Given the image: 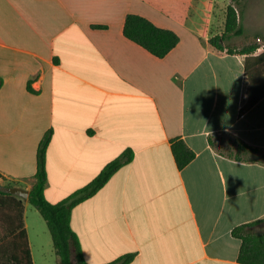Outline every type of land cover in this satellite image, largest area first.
Instances as JSON below:
<instances>
[{"label": "crops", "instance_id": "obj_1", "mask_svg": "<svg viewBox=\"0 0 264 264\" xmlns=\"http://www.w3.org/2000/svg\"><path fill=\"white\" fill-rule=\"evenodd\" d=\"M230 4L191 0L180 24L141 0H0V187L31 191L49 130L45 197L54 204L133 152L73 209L87 264L130 254L129 264H241L232 230L264 218V163L238 152L246 144L264 153V96L242 110L261 93L264 63L262 52L209 43L224 34ZM129 14L176 32L179 44L155 57L124 36ZM177 138L195 153L183 169L172 152ZM13 196L23 200L37 264L30 202ZM1 207L4 236L15 210Z\"/></svg>", "mask_w": 264, "mask_h": 264}, {"label": "trees", "instance_id": "obj_2", "mask_svg": "<svg viewBox=\"0 0 264 264\" xmlns=\"http://www.w3.org/2000/svg\"><path fill=\"white\" fill-rule=\"evenodd\" d=\"M156 10L162 12L174 21L183 24L186 20L189 3L176 8L169 0H141ZM226 9L225 32L222 36H215L209 43L220 51L225 50L222 44L228 36L239 35L242 25L235 5L239 0H232ZM185 3V2H184ZM124 36L147 50L157 58H165L180 42L179 35L169 29L156 26L150 20L136 15H127L123 29ZM258 47L248 46L240 52L229 48V54L250 55L255 53ZM264 63V52L258 56ZM3 81L0 78V88ZM257 86V85H255ZM252 87V85H251ZM28 90L36 93L30 86ZM260 95L253 100H248L242 110L252 107L264 96V89H260ZM52 130H49L40 142L37 153V172L35 184L29 192L28 200L42 215L50 231L56 256L60 264H87L83 258L81 246L76 233L71 227L73 209L81 202L95 195L126 163L131 162L133 152L127 150L121 157L108 164L103 171L88 185L78 190L59 203H51L45 197V186L47 184L46 152L51 141ZM252 151L264 163V153L246 144L238 145L241 150ZM172 152L179 169H183L195 158V153L180 139L172 141ZM238 158V156H236ZM9 205L15 210V223L10 218L11 225L4 236H0V264H33L27 231L24 228V205L23 200L7 193H0V207ZM2 208V207H1ZM232 235L241 241L238 260L241 264H264V218L239 225L232 230ZM134 255H126L111 264H129Z\"/></svg>", "mask_w": 264, "mask_h": 264}, {"label": "rangeland", "instance_id": "obj_3", "mask_svg": "<svg viewBox=\"0 0 264 264\" xmlns=\"http://www.w3.org/2000/svg\"><path fill=\"white\" fill-rule=\"evenodd\" d=\"M222 3L223 0H217L218 6ZM235 6L238 15H240L242 31L239 35L228 36L222 44L237 52L248 46L262 47L264 45V0H239V4ZM261 52H264V48L256 51V53ZM260 70L264 74V65L260 67ZM257 84H259V89H264V79L257 81ZM6 186L8 185L0 187V193L6 191ZM27 221L37 264H56L58 258L47 223L39 211L30 203H28ZM45 234L49 238L48 241Z\"/></svg>", "mask_w": 264, "mask_h": 264}, {"label": "water", "instance_id": "obj_4", "mask_svg": "<svg viewBox=\"0 0 264 264\" xmlns=\"http://www.w3.org/2000/svg\"><path fill=\"white\" fill-rule=\"evenodd\" d=\"M7 191H8L10 194L20 196V197L23 198V199H28V197H29V192L26 191V190H23V189H21V188H17V187H9V188L7 189Z\"/></svg>", "mask_w": 264, "mask_h": 264}, {"label": "built area", "instance_id": "obj_5", "mask_svg": "<svg viewBox=\"0 0 264 264\" xmlns=\"http://www.w3.org/2000/svg\"><path fill=\"white\" fill-rule=\"evenodd\" d=\"M263 48H264V45H263L262 47L258 48V50H261V49H263Z\"/></svg>", "mask_w": 264, "mask_h": 264}]
</instances>
